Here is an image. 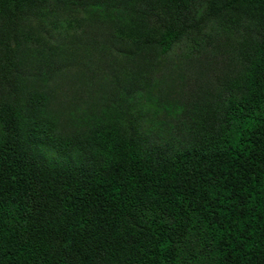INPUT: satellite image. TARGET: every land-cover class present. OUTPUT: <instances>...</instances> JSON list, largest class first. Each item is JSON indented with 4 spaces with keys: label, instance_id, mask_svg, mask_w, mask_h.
<instances>
[{
    "label": "trees",
    "instance_id": "obj_1",
    "mask_svg": "<svg viewBox=\"0 0 264 264\" xmlns=\"http://www.w3.org/2000/svg\"><path fill=\"white\" fill-rule=\"evenodd\" d=\"M0 264H264V0H0Z\"/></svg>",
    "mask_w": 264,
    "mask_h": 264
},
{
    "label": "rangeland",
    "instance_id": "obj_2",
    "mask_svg": "<svg viewBox=\"0 0 264 264\" xmlns=\"http://www.w3.org/2000/svg\"><path fill=\"white\" fill-rule=\"evenodd\" d=\"M102 58L104 57L94 56L92 57V62H96L97 60H100ZM171 58L175 63L184 61L183 53L180 54V52H177L175 55H171ZM203 65H205V62L203 63ZM203 65L200 68L195 67V69L191 70L185 69L183 72V77L182 73L179 70L177 72L175 71L171 76V80L167 81V88H171L168 89L166 97L169 100L174 101L191 98L189 97L190 94H192L195 89L197 90L201 84L206 83V81H208L209 79L214 80V76H218L219 71H213L212 67ZM162 71L163 73L166 72L165 70ZM85 74L84 81L82 80L77 82L73 75L64 80V82L61 81V85H59L58 89V95H61V99L63 100V102H72L73 105H77L79 107L83 106L84 103L82 101L88 100L87 96H91V94L96 91V88L100 86V83H102L104 78V75H92L91 77H89L90 73L86 72Z\"/></svg>",
    "mask_w": 264,
    "mask_h": 264
}]
</instances>
